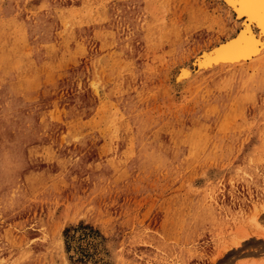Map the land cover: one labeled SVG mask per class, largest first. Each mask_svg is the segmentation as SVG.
<instances>
[{"label": "rangeland", "instance_id": "obj_1", "mask_svg": "<svg viewBox=\"0 0 264 264\" xmlns=\"http://www.w3.org/2000/svg\"><path fill=\"white\" fill-rule=\"evenodd\" d=\"M228 8L0 0V264H264V52L202 62Z\"/></svg>", "mask_w": 264, "mask_h": 264}, {"label": "bare ground", "instance_id": "obj_2", "mask_svg": "<svg viewBox=\"0 0 264 264\" xmlns=\"http://www.w3.org/2000/svg\"><path fill=\"white\" fill-rule=\"evenodd\" d=\"M225 1L231 10L235 9L238 12L237 17L245 14L246 20L240 21L243 28L235 37L221 42L220 45L214 47L213 52H209L205 57H202L203 63L215 57L220 60L216 65L232 66L247 62V59H255L264 52V0ZM237 22L239 23V21ZM242 241L236 239L233 242L237 246Z\"/></svg>", "mask_w": 264, "mask_h": 264}]
</instances>
